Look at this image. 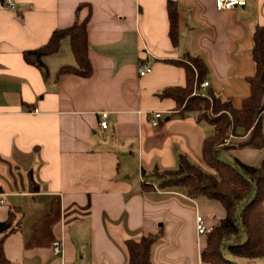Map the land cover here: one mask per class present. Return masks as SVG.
I'll use <instances>...</instances> for the list:
<instances>
[{
  "label": "crops",
  "instance_id": "crops-1",
  "mask_svg": "<svg viewBox=\"0 0 264 264\" xmlns=\"http://www.w3.org/2000/svg\"><path fill=\"white\" fill-rule=\"evenodd\" d=\"M13 1L9 9L0 0V221L20 211L18 231L4 242L7 259L61 264L52 245L63 239L67 264H128L126 241L161 233L153 264H202L204 237L197 236L195 217L207 230L224 216L220 205L190 200L177 188L140 185L150 181L143 172L173 169L180 155L206 167L201 148L212 127L194 114L177 116L175 103L157 93L184 87V70L166 61L187 53L204 60L214 94L239 109L254 74L252 35L264 27V0L225 11L216 10L215 0H172L179 10L176 49L168 39V0ZM77 14L79 21L90 15V77L57 76L75 64L73 55L60 53L64 39L43 59L46 78L23 61L24 51L46 44ZM142 63L152 71L139 77ZM229 138L238 143L246 136ZM230 150L235 165L264 159L263 150Z\"/></svg>",
  "mask_w": 264,
  "mask_h": 264
},
{
  "label": "trees",
  "instance_id": "trees-1",
  "mask_svg": "<svg viewBox=\"0 0 264 264\" xmlns=\"http://www.w3.org/2000/svg\"><path fill=\"white\" fill-rule=\"evenodd\" d=\"M80 7L77 9V13ZM168 18V39L173 49L179 44V10L176 2L166 3ZM90 15L63 29L52 32L46 44L26 50L23 61L38 70L46 78L43 59L58 52L63 39L69 45L75 64L60 67L57 76L74 75L81 78L91 76L92 68L88 58L87 24ZM251 57L254 74L247 78L248 96L241 107L235 109L230 99H222L209 87L201 96L200 85L206 82L208 69L198 56L185 54L182 59L166 62L181 68L185 74L184 87H166L157 93L159 99H171L175 103V113L179 117L194 114L197 123L212 127L202 143L201 158L206 170L193 163L185 155H180L173 169L154 168L150 173H142L141 191L153 189H179L190 199L206 198L220 205L224 216L206 230L204 244L200 251L202 264H237L225 258L222 250L234 258L249 262L264 258V159L258 165L236 161L235 166L222 162L220 151L226 149L263 150L264 128V27L256 26L252 35ZM196 91L198 95L193 93ZM240 130L241 133H237ZM245 137L238 143L219 147L229 136ZM237 166V167H236ZM19 209L10 211L5 220L0 221V264H14L4 253L6 238L19 229ZM161 233L147 234L139 240L125 242L128 264H153L151 249Z\"/></svg>",
  "mask_w": 264,
  "mask_h": 264
},
{
  "label": "built area",
  "instance_id": "built-area-1",
  "mask_svg": "<svg viewBox=\"0 0 264 264\" xmlns=\"http://www.w3.org/2000/svg\"><path fill=\"white\" fill-rule=\"evenodd\" d=\"M3 4L5 7L9 9H13L15 4L13 0H3ZM245 6V0H215V8L217 11H225L231 10L234 8H242ZM145 61L149 60L150 54L148 51H145ZM138 75L139 77H144L151 73V68L148 66L147 63H142L138 67ZM209 84L207 82H203L200 85V90L202 91L201 96H205L204 92L208 89ZM198 95L196 91H194L193 96ZM159 118V113H153V117L151 120V124L156 126V120ZM107 114L101 113L99 118V129L101 134H105V131L108 128V123L106 121ZM230 138H226L222 140L219 144V147L227 146L229 144ZM195 229L198 237H201L206 232V227L203 218L200 215H196L195 217ZM53 254L59 257L61 264H67L65 260V242L63 239H59L53 242Z\"/></svg>",
  "mask_w": 264,
  "mask_h": 264
},
{
  "label": "rangeland",
  "instance_id": "rangeland-1",
  "mask_svg": "<svg viewBox=\"0 0 264 264\" xmlns=\"http://www.w3.org/2000/svg\"><path fill=\"white\" fill-rule=\"evenodd\" d=\"M60 53L61 55L64 57L65 54H68L72 57V53L70 52V46H69V39L68 38H65L62 43H61V50H60ZM54 59H57V61H59V58H53V62H55L56 60ZM231 140V139H230ZM229 140V144H230V141ZM228 144V145H229ZM219 158L222 162L226 163V164H229L231 166H235V163H234V153H233V150H230V149H226V150H221L220 151V155H219ZM120 162H122V160L120 159ZM259 162V160H258ZM121 166H123V163H121ZM206 168V167H203V169ZM132 181H135L136 183H139L138 182V178L137 177H134ZM222 253L223 255L225 256L226 259L234 262V263H237V264H264V258H261V259H258V260H255V261H247V260H243V259H237V258H234V257H231L226 250H222Z\"/></svg>",
  "mask_w": 264,
  "mask_h": 264
}]
</instances>
